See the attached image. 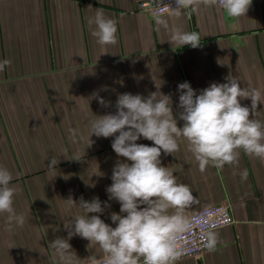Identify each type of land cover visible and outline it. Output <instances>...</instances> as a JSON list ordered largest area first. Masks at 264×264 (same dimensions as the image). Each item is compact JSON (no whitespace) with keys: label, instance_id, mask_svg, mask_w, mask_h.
Masks as SVG:
<instances>
[{"label":"crops","instance_id":"0c3cea01","mask_svg":"<svg viewBox=\"0 0 264 264\" xmlns=\"http://www.w3.org/2000/svg\"><path fill=\"white\" fill-rule=\"evenodd\" d=\"M141 1L0 0V61H11L0 72L5 100L0 104V145L1 135L11 128L18 144L14 149L18 147L22 156L19 162L6 156L0 166L12 173L11 185L17 188L14 208L26 218L23 227L8 232L6 215H0V264H64L50 242L66 238L64 225L70 216L82 214L78 207L65 204L69 196L77 202L81 197L107 201L111 207L101 219L115 227L110 214L119 213L120 205L109 200L106 188L116 161L123 158L111 147L114 137L93 135L94 143L87 146L89 120L115 113L118 95L147 97L161 85L177 114L178 84L187 81L199 94L213 82H226L229 74L241 87L264 95V0H253L240 18L203 4L182 8L179 15L172 11L153 16L140 10ZM98 8L116 21V45L102 47L92 35L89 20ZM175 30L197 32L201 46L171 44ZM96 92L111 106L91 99ZM241 103L251 105L250 99ZM255 118L264 121V103ZM69 128L78 129L83 138L72 143ZM138 143L153 146L142 137ZM74 153L82 161L70 160ZM54 155H60L59 163L49 170ZM161 162L197 198L198 203L186 209L187 217L205 206L227 203L235 220L212 231L218 237L214 249L175 264H264V160L241 151L235 165L209 166L202 173L181 140L180 150L162 153ZM69 243L79 258L75 264H86L90 255L103 256L98 246L79 236Z\"/></svg>","mask_w":264,"mask_h":264},{"label":"clouds","instance_id":"9594fccd","mask_svg":"<svg viewBox=\"0 0 264 264\" xmlns=\"http://www.w3.org/2000/svg\"><path fill=\"white\" fill-rule=\"evenodd\" d=\"M176 4V15L181 8L203 4L219 7L229 18H240L246 16L252 0H176ZM89 24L94 25L92 35L99 45L117 44L116 21L103 10L98 8ZM200 40L197 32L175 30L170 42L198 48ZM10 64L7 59L0 61V72ZM225 80L211 83L199 94L187 81L178 84L177 114L171 95L164 94L161 85H156L157 90L147 97L132 93L118 95L115 113L94 115L89 120L87 148L94 143L93 135L114 137L111 147L117 157L123 158L116 161L112 183L106 188L109 200L117 201L120 210L110 214L113 227L101 219L111 207L107 201L102 202L99 197L90 201L81 197L78 202L72 196L64 199L69 208L78 207L82 213L70 216L72 219L64 225L66 238L58 236L50 242L54 254L64 264H75L79 259L69 243L73 236L86 239L103 253L102 257L90 255L84 259L86 264H175L181 255L177 243L192 227L186 209L198 201L191 188L178 182L175 172L162 165V153L173 155L184 140L202 173L209 166L235 165L241 151L264 160V121L255 118L258 106L264 103V95L256 88L241 87L233 75L229 74ZM91 99H96L102 107L111 106L98 92ZM249 99L250 106L242 105L241 101ZM178 120L183 121L182 126H178ZM68 132L72 143L83 138L76 128H69ZM141 137L153 142V146L138 143ZM59 156L51 157L49 170L57 168ZM70 160L82 161L79 153H74ZM13 178L7 168L0 166V215H6L8 232L23 227L26 222L25 216L14 208L17 188L11 185ZM217 240L215 233L208 232L206 247L214 249Z\"/></svg>","mask_w":264,"mask_h":264},{"label":"built area","instance_id":"2783aa9c","mask_svg":"<svg viewBox=\"0 0 264 264\" xmlns=\"http://www.w3.org/2000/svg\"><path fill=\"white\" fill-rule=\"evenodd\" d=\"M139 8L153 16H160L175 11L177 4L176 0H143L139 3ZM188 218L192 227L188 232L181 235L177 243V248L181 252L177 260L202 256L208 250L206 247L207 233L229 226L235 221L227 203L205 206L196 212H192Z\"/></svg>","mask_w":264,"mask_h":264},{"label":"rangeland","instance_id":"374dc122","mask_svg":"<svg viewBox=\"0 0 264 264\" xmlns=\"http://www.w3.org/2000/svg\"><path fill=\"white\" fill-rule=\"evenodd\" d=\"M1 95H4V92H0V104H3V103H5V100L3 98H1ZM3 111H5L4 108H3ZM5 124L7 125V123H5ZM9 126H7V128ZM2 129L4 130V128H2ZM44 133H45L46 137H49L48 134H46V132H44ZM48 133L50 136L52 135V131L50 129H48ZM1 136H2V139H1L2 145H0L1 146V148H0V162H7L6 156L10 157L11 160H9V161H13L12 157H13L14 161H17V162L22 161V159H21L22 156L19 153V151L17 150L18 147L16 148V150L14 149V146L16 147L18 144H17V142L14 143V140L12 139V137H14V135H13V132L11 131V128L9 129V131H7L5 129V131L3 132V135H1Z\"/></svg>","mask_w":264,"mask_h":264}]
</instances>
